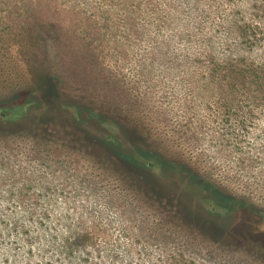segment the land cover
<instances>
[{
  "label": "rangeland",
  "instance_id": "1",
  "mask_svg": "<svg viewBox=\"0 0 264 264\" xmlns=\"http://www.w3.org/2000/svg\"><path fill=\"white\" fill-rule=\"evenodd\" d=\"M146 1L0 0V221H76L94 249L34 241L31 264H264V90L208 73L264 61V0Z\"/></svg>",
  "mask_w": 264,
  "mask_h": 264
},
{
  "label": "trees",
  "instance_id": "2",
  "mask_svg": "<svg viewBox=\"0 0 264 264\" xmlns=\"http://www.w3.org/2000/svg\"><path fill=\"white\" fill-rule=\"evenodd\" d=\"M34 1H36L38 5L42 1H44L45 4L49 2L47 4L50 6V9L54 11L58 9L56 5H52L55 0ZM145 3L153 9L157 7L152 0H148ZM262 8L264 13V7ZM235 11V20L229 27V30L234 31L243 42H252L259 36V31L261 30L259 25L254 24L252 19H249L250 15L253 17L254 15L256 16V14H244V11L239 8ZM7 24L11 23L9 22ZM179 24L183 28L189 26L184 22H178V25ZM18 25H20V23H18ZM48 25L56 26V23L50 21ZM212 53H209L211 55H209L210 66L208 71L211 76L225 80L233 79L234 83L230 85L231 89L236 87L238 84L237 82L240 80L241 89L245 92V97L254 99V94H256L258 89H262L261 91L264 90V61L258 64L252 59L247 60L245 56H233L231 59L225 61L219 59ZM240 109L243 114H248V111L249 113L251 111V107L246 108L243 102L241 103ZM75 223L76 221H0V234L4 231V228L5 230L11 229V231L19 232L22 235L23 240H25L26 246H28L26 249V246L24 244L22 245L21 242L12 240L10 246L0 248V250L2 252L4 248L12 246L11 252L14 250L16 253L11 254H18L20 255V258H15V262H12L9 256H5L0 259V262L2 260L7 264H31L33 250L35 248L34 241L37 242L38 250L43 253V256H48L47 251L50 249L48 244L52 242L64 255L72 257L82 254L88 261H91L92 257H94V249L87 248L85 245L83 247H81L82 245L78 246L76 235H72L71 233V225H74ZM91 232L89 225L86 226V229L83 231L88 237L93 236ZM79 238L81 241H84L83 234H80ZM3 244V239H0V245Z\"/></svg>",
  "mask_w": 264,
  "mask_h": 264
}]
</instances>
